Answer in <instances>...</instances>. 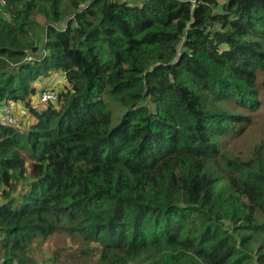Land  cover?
I'll list each match as a JSON object with an SVG mask.
<instances>
[{
	"label": "trees",
	"instance_id": "trees-1",
	"mask_svg": "<svg viewBox=\"0 0 264 264\" xmlns=\"http://www.w3.org/2000/svg\"><path fill=\"white\" fill-rule=\"evenodd\" d=\"M0 11V264H264V0Z\"/></svg>",
	"mask_w": 264,
	"mask_h": 264
},
{
	"label": "built area",
	"instance_id": "built-area-1",
	"mask_svg": "<svg viewBox=\"0 0 264 264\" xmlns=\"http://www.w3.org/2000/svg\"><path fill=\"white\" fill-rule=\"evenodd\" d=\"M4 4L5 0H0V10ZM39 56H41L40 53L30 54L26 57V60L29 62L34 61ZM59 93L60 91H57L54 88H47L39 93H36L32 96V99H34L32 109L39 111L49 104L57 103L59 100ZM13 107L14 106L11 102H0V126L22 131L25 129L24 124H22L21 120L15 116V110Z\"/></svg>",
	"mask_w": 264,
	"mask_h": 264
},
{
	"label": "crops",
	"instance_id": "crops-1",
	"mask_svg": "<svg viewBox=\"0 0 264 264\" xmlns=\"http://www.w3.org/2000/svg\"><path fill=\"white\" fill-rule=\"evenodd\" d=\"M32 86L36 88V93H39L47 88H54L57 91H61L62 88L67 86V82L64 74L62 72H57L55 74H48L46 77L39 78V80L34 82ZM12 104L16 114L19 115L23 124H27V120H30V123L32 122L31 116L28 114L27 110L24 109L25 107L22 102L18 101Z\"/></svg>",
	"mask_w": 264,
	"mask_h": 264
},
{
	"label": "rangeland",
	"instance_id": "rangeland-1",
	"mask_svg": "<svg viewBox=\"0 0 264 264\" xmlns=\"http://www.w3.org/2000/svg\"><path fill=\"white\" fill-rule=\"evenodd\" d=\"M131 3H136L137 1H130ZM1 11H0V18H1ZM43 57V54L41 55V56H39L37 59H39V58H42ZM39 70L41 71V73H42V76H40V77H37L36 78V76H35V78L33 77L32 79H30L29 80V86H32L33 85V83L34 82H36V81H38L39 80V78H41V77H46V75H48V74H55V73H57V70L53 67V66H49L47 69H43L42 67H40L39 68ZM35 75V74H34ZM33 79H35L34 81H33ZM62 90H64V88H62L61 89V91ZM33 97H31L30 99H28L29 100V104H30V107L32 108V103L34 102V99H32ZM4 101H9V100H4ZM14 108V107H13ZM24 109H26V108H24ZM27 110V112H28V114H30L29 113V111H28V109H26ZM15 113V116L20 120V117H19V115L18 114H16V112H14ZM31 119H32V117H31ZM119 121V118L117 119H115L114 117H113V124H116L117 122ZM22 124H23V122H22ZM32 124V122L30 123V120L28 121L27 120V124H24L25 126V129H23L22 131H26L29 127H30V125ZM257 135H253V137L255 138Z\"/></svg>",
	"mask_w": 264,
	"mask_h": 264
}]
</instances>
